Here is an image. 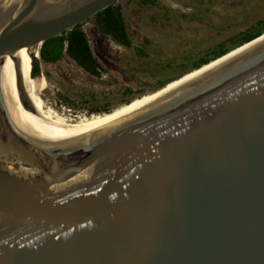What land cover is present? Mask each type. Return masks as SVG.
Masks as SVG:
<instances>
[{"label": "water", "instance_id": "95a60500", "mask_svg": "<svg viewBox=\"0 0 264 264\" xmlns=\"http://www.w3.org/2000/svg\"><path fill=\"white\" fill-rule=\"evenodd\" d=\"M115 1L0 4V58L28 49L32 76ZM7 133L0 114V264H264V36L114 116Z\"/></svg>", "mask_w": 264, "mask_h": 264}, {"label": "rangeland", "instance_id": "374dc122", "mask_svg": "<svg viewBox=\"0 0 264 264\" xmlns=\"http://www.w3.org/2000/svg\"><path fill=\"white\" fill-rule=\"evenodd\" d=\"M115 4L131 42L148 56H136L132 48L115 43L87 22L80 28L104 68L99 76L87 74L66 56L54 63L39 56L34 62L38 71L31 78L46 82L42 99L68 120L107 112L151 94L161 80L188 71L218 44L231 50L241 32L264 20V0H117Z\"/></svg>", "mask_w": 264, "mask_h": 264}, {"label": "bare ground", "instance_id": "6f19581e", "mask_svg": "<svg viewBox=\"0 0 264 264\" xmlns=\"http://www.w3.org/2000/svg\"><path fill=\"white\" fill-rule=\"evenodd\" d=\"M19 1L20 0H0V4H6L7 2L18 3ZM3 11L4 10H2V12ZM263 36L264 34L261 37ZM261 37H258L257 39L245 44L244 46L258 40ZM240 48L230 51L217 60L212 61L211 63L204 65L197 70L194 69L186 73L185 75H182L181 77L166 83L162 86V88L156 89L151 94L143 95L138 99L114 107L107 112L90 114L88 116L85 115L78 120L71 121L58 113L52 107L45 104L44 100L41 97L40 91L45 87L46 82L42 77L37 80L35 78H31L29 74L31 64L29 50L23 47L10 56L5 55L0 58V114L4 120V124L8 132L7 142L47 121L58 125L80 126L119 114L155 96L168 87L184 80L185 78L219 61L220 59L237 51ZM17 80L20 85L24 86L30 104L34 111L25 109L20 104L18 99V89L16 86Z\"/></svg>", "mask_w": 264, "mask_h": 264}, {"label": "trees", "instance_id": "16d2710c", "mask_svg": "<svg viewBox=\"0 0 264 264\" xmlns=\"http://www.w3.org/2000/svg\"><path fill=\"white\" fill-rule=\"evenodd\" d=\"M93 22L100 33L108 34L110 39L117 44L132 48L133 53L136 56H148V52H146L141 46L131 42L126 23L118 4L109 5L95 13ZM262 32H264V20L258 21L249 29L241 32L237 38V41L233 43V48L256 37ZM227 51H229V49L223 44H218L217 48L211 51V55H205L198 58L197 61L191 64V68L188 71H185L176 78H166L163 81L161 80L159 82V88L166 83L179 78L183 74L194 70L200 65L205 64L208 61L226 53ZM39 54L41 60L49 63H54L63 56H66L71 59L80 69L91 76H99L100 73L104 71L102 65L92 54L86 36L79 25H76L64 33L43 41L39 49ZM37 71L38 65L34 64L31 68V74L34 75Z\"/></svg>", "mask_w": 264, "mask_h": 264}, {"label": "flooded vegetation", "instance_id": "af4514ba", "mask_svg": "<svg viewBox=\"0 0 264 264\" xmlns=\"http://www.w3.org/2000/svg\"><path fill=\"white\" fill-rule=\"evenodd\" d=\"M117 2V0L113 3V4H111V5H115V3ZM93 18H94V15H93V17L91 18V21L89 22V23H93L94 24V22H93ZM85 23H87V22H85ZM105 35H108V34H105ZM109 36V35H108ZM110 37V36H109ZM34 65V64H33Z\"/></svg>", "mask_w": 264, "mask_h": 264}]
</instances>
